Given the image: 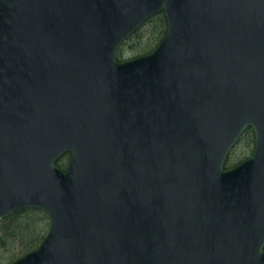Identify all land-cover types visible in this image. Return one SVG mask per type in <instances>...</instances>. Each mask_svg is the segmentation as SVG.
<instances>
[{"label": "water", "instance_id": "water-1", "mask_svg": "<svg viewBox=\"0 0 264 264\" xmlns=\"http://www.w3.org/2000/svg\"><path fill=\"white\" fill-rule=\"evenodd\" d=\"M22 208L48 230L7 264H264V0H0V222Z\"/></svg>", "mask_w": 264, "mask_h": 264}, {"label": "trees", "instance_id": "trees-1", "mask_svg": "<svg viewBox=\"0 0 264 264\" xmlns=\"http://www.w3.org/2000/svg\"><path fill=\"white\" fill-rule=\"evenodd\" d=\"M144 24L151 26L153 25L158 26V29H156V32H154L155 41L149 47V49H147L149 51L157 44V42L163 36L166 29V21L163 13L158 12L153 16H151L150 18H148L144 22ZM139 29H141V26L134 32V34L135 33L137 34ZM117 58L119 60L123 59V56L121 53H119V50L117 52ZM244 133L251 135V137L254 139L253 131L250 127L246 128ZM67 155L68 154H65L57 160V164L60 167L64 168L66 166L68 159ZM63 158H65L66 160L63 161ZM43 219L47 220L46 214L42 210L37 208H22L13 212L12 214H10L8 217H6L4 220L0 222V247L15 245L17 246V249L20 251L19 255H22L27 251L33 249L34 247L37 246V244L41 241V239L44 237L45 233L47 232L48 223L46 224L45 232H42L43 228L38 227L39 224L43 222Z\"/></svg>", "mask_w": 264, "mask_h": 264}, {"label": "rangeland", "instance_id": "rangeland-1", "mask_svg": "<svg viewBox=\"0 0 264 264\" xmlns=\"http://www.w3.org/2000/svg\"><path fill=\"white\" fill-rule=\"evenodd\" d=\"M156 29H158V26L143 24L137 34L135 33L136 35L133 33L127 40H125V42L122 43L119 47V53L122 54L124 59L145 53L155 41L154 32H156ZM252 139L251 135H248L247 133L240 136L234 148L230 151V159L236 156L249 155L254 145ZM65 160L66 159L63 158V161ZM47 223L48 220L43 219V222L39 224L38 227L43 228L42 232H45ZM19 254L20 251L15 245L0 247V264H6L8 261L19 257Z\"/></svg>", "mask_w": 264, "mask_h": 264}, {"label": "flooded vegetation", "instance_id": "flooded-vegetation-1", "mask_svg": "<svg viewBox=\"0 0 264 264\" xmlns=\"http://www.w3.org/2000/svg\"><path fill=\"white\" fill-rule=\"evenodd\" d=\"M234 147H232V149H233ZM231 149V150H232ZM230 150V151H231ZM251 151H252V149H251ZM251 153V152H250ZM250 155V154H249ZM249 155H247V156H236V157H234V158H232V159H230V152H229V154L227 155V157H226V159H225V162H224V164H223V168H225V169H228V168H231V167H234L235 165H237L238 163H240L241 161H243V160H245Z\"/></svg>", "mask_w": 264, "mask_h": 264}]
</instances>
